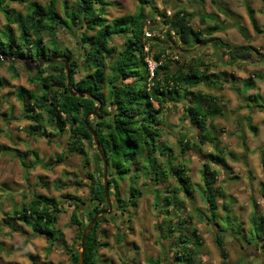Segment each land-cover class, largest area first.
<instances>
[{
  "label": "trees",
  "instance_id": "1",
  "mask_svg": "<svg viewBox=\"0 0 264 264\" xmlns=\"http://www.w3.org/2000/svg\"><path fill=\"white\" fill-rule=\"evenodd\" d=\"M11 2H26L27 12L23 14L10 7ZM135 2L138 4L136 14L109 22L105 15L106 8L113 4L110 0H74L73 2L45 0L44 4L37 0H0V13L6 21L3 30H0V55L12 58L6 61L0 59V68L8 64L13 77H18L20 71L15 64L21 58L36 61L40 59V52L46 49L51 51L50 57L57 58L56 62L46 63L39 70L28 71V82L33 88L21 86L15 92L16 99L22 107L23 119L30 122V134L55 137L63 136L68 131V144L64 146L61 154L57 153L54 159L44 162V167L51 170L65 163L73 154L85 156L83 167H86L92 161L87 157L86 144H90L94 149L93 170L84 178L78 174V178L75 177L73 181L74 186L80 187L83 181L87 180L88 196L83 198L69 193L62 196L68 204L74 206L71 222L76 227L78 248L66 244L62 239V231L57 228L60 214L65 212L62 201L34 193V197L20 209L15 210L12 215V219L26 225L32 231V235L46 240L47 256L53 247H64L72 264H78L83 230L97 212L107 208L103 162L96 150L88 125L94 129L106 155L110 197L116 201L112 200V213L100 216L88 234L84 264H98L100 250L110 246L109 242L102 241L99 236L102 223L105 222L104 218L112 217L115 220V216L125 215L124 210L129 205L136 207L138 202L136 200L141 198L143 193L138 185L153 187L156 200L164 194L163 201L166 202L164 207H178L179 193L192 196L194 187L187 176L185 162L175 157L169 147L159 142L168 127L163 119V113L170 102H187L185 109L189 122L198 128V143L191 144L186 138H181L179 142L181 155L186 154L192 147L207 143L215 150V153L206 155L208 162L203 164L202 177L204 200L212 217H216L217 205L212 184L216 181L219 172L215 166L225 168L227 164L224 148L214 132V121L224 116L225 107L219 96L193 89L205 86L211 90H222L225 81L222 80V74L211 71L210 63L193 52L200 43L202 45L211 43L215 51L219 52L221 59L228 57L229 65L246 63L254 55L253 47L235 46L214 35L233 27L246 40H250L249 30L239 14L219 2H214L219 12L205 14L198 29L191 24L194 14L183 8L176 10L170 17L166 12H159L152 6L151 0H135ZM148 7L153 10L148 12L146 10ZM245 7L254 30L263 33L259 28L254 9L248 3ZM221 14L225 16V20H221ZM158 15L162 17L164 34L168 41L178 43L180 49L185 52L184 55L179 53V49L175 52L177 47L166 46L167 44L157 46L148 44L151 39L145 34L146 22L147 20L153 22ZM226 20H230L231 23L227 25ZM206 22H211L212 25H206ZM13 25L17 28L16 32L12 28ZM60 30H64L75 39L74 47L59 40ZM149 30L154 31L155 28L151 27ZM116 36L123 38L122 46L113 44ZM152 40L160 39L159 36H154ZM169 51H172V54L182 55V63L173 69L174 60ZM148 58L157 63L153 76L149 70ZM258 59L264 62V55L258 54ZM65 60L69 62L72 90L90 92L98 102L92 97L82 98L69 93ZM161 60L162 63H159ZM81 71L84 75L77 79L76 75ZM260 76L259 71L255 72L253 77L242 80L241 86H237L236 81L230 82V86L244 107L251 110H264V97L259 93L248 94L256 88V79H260ZM5 85L6 81L0 78V88ZM104 90L107 91L106 94ZM99 103L101 111L89 117L86 123L87 115ZM245 120L251 130L257 133L251 116H247ZM48 127L53 129V134L47 133ZM1 150L13 151L14 156L22 158L19 160L27 169L41 162L37 152L31 149L23 152L4 146ZM33 154L36 160L26 164V157ZM71 175V172H64V176L68 179ZM173 176L178 186L170 191L166 183ZM128 178L134 179L136 186H131L127 199H124L125 203H121L122 184ZM140 180H142L141 184H139ZM39 181V186L48 187V183L42 178ZM67 185L58 181L53 187L55 190H61ZM160 185H165V189H157ZM167 211L163 213L169 214ZM255 218L257 223V220H263L264 216L258 218L255 214L252 220ZM128 221H131L130 216ZM4 223L7 224L8 221L5 220ZM164 226L167 228V234L163 230ZM158 228L164 238L172 232L178 234L174 243L178 264H196L194 258L196 252H192L189 246L202 247L203 238L195 228L188 225L187 220H178L174 225L164 220ZM118 235L117 243L121 244L126 234L120 232ZM243 237L246 246H253L251 244L254 235H243ZM216 244L226 264L228 254L225 250V231L221 228L216 232ZM30 257L34 264H49L36 262L35 256L31 254ZM150 264H160V261L150 260Z\"/></svg>",
  "mask_w": 264,
  "mask_h": 264
},
{
  "label": "rangeland",
  "instance_id": "2",
  "mask_svg": "<svg viewBox=\"0 0 264 264\" xmlns=\"http://www.w3.org/2000/svg\"><path fill=\"white\" fill-rule=\"evenodd\" d=\"M37 1L45 3V0ZM68 1L73 2L74 0ZM110 1L113 4L106 8L105 15L109 22L116 18L134 15L137 12L138 4L135 0ZM151 1L152 6L156 7L159 12H166L170 17L181 8L193 13L191 24L195 29L201 26V19L205 14L219 12L214 3L219 2L241 16L243 24L249 30L251 39L246 40L233 27L215 33L214 36L235 46H251L255 51H253L254 55L250 61L235 65H229L226 56L221 59L218 55L219 52L215 51L211 43L207 45L200 43L196 51L193 52L210 63L211 71L222 74V80L225 81L222 90H211L205 86L193 89L219 96L225 107L224 116L216 118L214 121V132L218 135L221 146L224 148V158L227 164L225 168L215 166L219 172L216 181L212 184V188L215 189L213 196L217 205L216 217H212L204 200L202 177L203 164L208 162L206 155L215 153V150L211 144L207 143L203 146L192 147L186 154L181 155L179 143L181 138H186L191 144L198 143V128L189 122L185 109L187 102H170L166 105L163 113V119L168 127L159 142L169 147L175 157L185 162L187 176L193 184L194 192L192 196L179 193L177 196L178 207H164L166 204L163 201L164 194L156 200L153 187L138 185L143 193L141 198L136 200V202L138 201L136 207L129 205L124 210L125 215L115 216V220L112 217L104 218L105 222L102 223L99 236L102 241L109 242L110 246L100 250L98 264H150V260H159L160 264H178L175 255L176 246L174 245L178 234L172 232L164 238L158 225L164 220L174 225L182 219L187 220L188 225L195 228L203 238L202 247L189 246L192 252H196L194 255L196 264H224L216 244V232L219 228L225 231V250L228 254L226 264H264V219H258L257 223L256 218L252 220L255 214L258 218L264 216V110H251L244 107L230 86V82L234 81L238 82L237 86H241L242 80L253 77L254 73L259 71L261 76L260 79H256V88L249 91L248 94L259 93L264 97V62L258 59V54L264 55V0ZM246 3L254 9L259 28L263 30V33H257L254 30L245 7ZM10 7L23 14L27 12L26 2H11ZM151 7L146 10L150 12L153 10H150ZM221 20H225L223 14H221ZM225 22L227 25L231 23L230 20ZM5 24V18L0 13V30H3ZM206 25H212V23L206 22ZM151 27L155 28L154 36H159L160 40H152L154 37L152 36L148 44L156 46L167 44L166 46L177 47L175 52L180 50L179 53H185L180 49L181 46L178 43L168 41L164 34L165 27L161 16H156L153 22L147 20L145 30L147 31ZM12 28L14 32L17 31L15 25ZM59 40L63 44L73 47L76 44L75 39L64 30H60ZM122 42L123 38L120 36H116L113 40V44L117 46H122ZM50 56L49 49L40 52L42 59L52 58ZM171 56L174 60L173 69L182 63V55L171 53ZM148 62L151 72L157 63L149 58ZM15 65L20 71L18 77H13L8 69V64L0 68V78L6 81V85L0 88V264H34L30 254L35 256L38 263L72 264L64 247H53L47 256L45 252L48 246L46 240L43 237L32 235V231L22 222L12 219V215L15 210L30 201L34 197V193L60 200L65 212L60 214L57 228L62 231V239L66 244L78 248L76 227L71 222L74 206L68 204L62 196L67 193L83 198L88 196V181H83L80 187L74 186L73 181L78 178V174L84 178L93 170L94 149L90 144H86L87 157L92 160L86 167H83L86 157L78 154L69 156L65 163H61L51 170L44 167V162L54 159L57 153H62L64 146L68 144L69 134L66 131L63 136L39 137L28 133L27 128L30 122L22 119V108L16 99L15 92L21 86L33 88V85L28 82L29 73L23 62L17 60ZM106 72L108 73V71ZM83 75L84 72L81 71L76 75V78L79 79ZM104 93L106 94L107 91L104 90ZM249 115L253 126L257 128V133L251 130L245 120ZM47 133L53 134L54 131L48 127ZM4 146L23 152L27 149L34 150L37 152L39 160L43 162L27 169L20 161L22 158H17L16 154L14 156L13 151L1 150V147ZM32 160H36L34 154L28 155L25 162L29 164ZM66 171L71 172L70 179L64 176ZM40 178L48 183L47 188L38 185ZM58 181L68 185L61 190H55L53 184ZM141 182L142 180L139 184ZM134 185L135 180L129 178L122 184L121 203H125L128 192ZM166 185L170 191H173L178 186V182L173 176ZM157 189L164 190L165 185H160ZM112 200L116 201L114 198ZM167 209L169 210L167 211ZM166 211L169 214L163 213ZM115 212L117 213V211ZM129 216L131 221H128ZM5 220L8 221L7 224L4 223ZM20 228H22L21 231ZM163 230L167 234L166 226L163 227ZM257 230L260 231L259 235ZM120 232L125 233L126 237L121 244H118L117 239ZM242 234L254 235L255 243L252 240L253 244H251L254 247L246 246L247 243Z\"/></svg>",
  "mask_w": 264,
  "mask_h": 264
},
{
  "label": "water",
  "instance_id": "3",
  "mask_svg": "<svg viewBox=\"0 0 264 264\" xmlns=\"http://www.w3.org/2000/svg\"><path fill=\"white\" fill-rule=\"evenodd\" d=\"M0 59L6 61V60H11L12 58L10 57H3L0 55ZM23 62L25 68L31 72L34 70H39L45 63H53L57 61V58H50V59H38L36 61L30 60V59H19ZM65 64H66V71H67V86H68V91L70 94H72L73 96H80V97H92L95 101L98 102V100L92 96V93L90 92H81V91H73L70 85L71 82V77H70V71H69V62L67 60H65ZM101 111V104L99 103L98 106L90 113L87 115L85 122L87 123V120L89 119V117L91 116H95L97 114V112ZM88 128L94 138V142H95V147L96 150L98 152V154L100 155L102 162H103V178H104V191H105V196H106V204H107V208H104L102 210H100L99 212H97L94 216V218L89 222V224L86 226V228L83 230V235H82V239H81V244H80V254H79V259H78V264H84V251H85V246H86V240H87V236L90 233V231L92 230L93 226L95 225V223L98 221L99 217L105 214H111L113 211V201L110 197V192H109V178H108V163H107V158L106 155L104 154L100 143L98 141L97 135L94 131V129L88 125Z\"/></svg>",
  "mask_w": 264,
  "mask_h": 264
},
{
  "label": "built area",
  "instance_id": "4",
  "mask_svg": "<svg viewBox=\"0 0 264 264\" xmlns=\"http://www.w3.org/2000/svg\"><path fill=\"white\" fill-rule=\"evenodd\" d=\"M145 34H146L147 37H149V38H151L152 36H154L153 31H149V30H147ZM153 71H154V69H153V70L151 69V74H152V76H153Z\"/></svg>",
  "mask_w": 264,
  "mask_h": 264
},
{
  "label": "crops",
  "instance_id": "5",
  "mask_svg": "<svg viewBox=\"0 0 264 264\" xmlns=\"http://www.w3.org/2000/svg\"><path fill=\"white\" fill-rule=\"evenodd\" d=\"M21 105V104H20ZM22 108V107H21ZM22 119H23V115H22ZM26 121V120H25ZM27 130H28V133H29V126H28V128H27ZM34 135V134H33ZM7 147V146H6Z\"/></svg>",
  "mask_w": 264,
  "mask_h": 264
}]
</instances>
